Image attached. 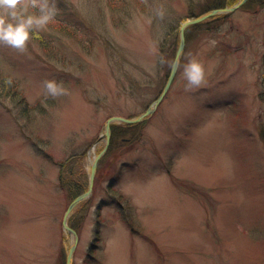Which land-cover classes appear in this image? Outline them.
Masks as SVG:
<instances>
[{
    "label": "rangeland",
    "instance_id": "obj_1",
    "mask_svg": "<svg viewBox=\"0 0 264 264\" xmlns=\"http://www.w3.org/2000/svg\"><path fill=\"white\" fill-rule=\"evenodd\" d=\"M64 1L70 26L56 20L24 54L0 46V264H66L63 216L74 199L62 164L89 187L106 121L157 100L182 25L217 2ZM245 5L186 31L157 112L98 162L93 194L69 221L74 264H264V6ZM190 57L211 71L186 92ZM49 79L69 95L46 98Z\"/></svg>",
    "mask_w": 264,
    "mask_h": 264
},
{
    "label": "clouds",
    "instance_id": "obj_2",
    "mask_svg": "<svg viewBox=\"0 0 264 264\" xmlns=\"http://www.w3.org/2000/svg\"><path fill=\"white\" fill-rule=\"evenodd\" d=\"M148 3V0H144ZM59 9L55 0H0V46L15 50L20 54L27 52L29 44L34 39H40L41 33L46 31L49 25L56 21ZM154 16L163 21L166 12L163 7L154 9ZM173 72L180 69L178 61L167 62ZM211 68L195 57H190L182 66V76L185 83V91L193 92L204 86L206 76ZM43 92L46 98L58 99L69 95V90L63 81L49 79L42 82Z\"/></svg>",
    "mask_w": 264,
    "mask_h": 264
},
{
    "label": "water",
    "instance_id": "obj_3",
    "mask_svg": "<svg viewBox=\"0 0 264 264\" xmlns=\"http://www.w3.org/2000/svg\"><path fill=\"white\" fill-rule=\"evenodd\" d=\"M248 0H241L240 2H238L237 4L233 5V6H228V7H224V8H216L213 9L211 11L208 10V12L195 17L193 19L188 20L187 22H185L181 29H180V35H179V48L175 57L174 61H178L179 64L181 63L182 57H183V52L185 50V46H186V31L191 27V26H195L205 22L206 20H209L211 18H214L216 16H220V15H227L230 13H234L235 11H237L238 9L242 8ZM177 71L173 72L171 71L169 74V78L167 81V84L165 86V88L163 89V91L161 92L160 96L157 98V100L142 114H140V116H137L135 118H124V117H111L109 118L106 123H105V139H106V145L103 149V151H101V153L97 156H95L93 162H91V169H90V174H89V187L88 190L83 193L80 194L79 196H77L70 204V206L68 207L64 220H63V227L66 234L68 236L71 237L72 241H71V245L68 248L67 251V255H66V264H74V258H75V252L77 249V246L79 244V235L77 233V231H75L69 224V221L71 219V216L75 213L76 209L79 207V205H81L83 202L87 201L93 194L94 191V186H95V179H96V174H97V170H98V165L100 163V160L104 157V155L107 153L106 151H108L109 146H110V140L112 138V128L114 125L116 124H125V125H135V124H139V123H143L146 120H148L151 116H153L155 114V112L157 111V109L159 108V106L161 105V103L163 102L165 95H167L170 87L172 86L171 84H173V81L177 75ZM99 162V163H98Z\"/></svg>",
    "mask_w": 264,
    "mask_h": 264
},
{
    "label": "trees",
    "instance_id": "obj_4",
    "mask_svg": "<svg viewBox=\"0 0 264 264\" xmlns=\"http://www.w3.org/2000/svg\"><path fill=\"white\" fill-rule=\"evenodd\" d=\"M217 3V4H216ZM233 0H217V2H215V4L211 7H208L207 9H205L204 13L207 12L208 10H212V9H216V8H224L226 6H230L231 4H233ZM58 9H59V14L56 17V20L61 21L62 25H64V27L70 26L69 24V16H71V12L69 11L67 5H69V2H65L64 0H58V3H56ZM255 6H260L263 7L264 6V0H249L248 3L245 5V7L247 8H254ZM203 14V13H202ZM218 19V17L213 18ZM204 24V23H203ZM8 88H10V92L11 94H13L15 97L16 96H20L18 93V86L16 83L11 81H7L6 85ZM31 110L29 107H25L23 108V110L21 111V115H23V113L26 115L28 113H30ZM136 127L135 125H114L112 130L113 136H112V143L111 146L109 148V150L113 147L114 143L116 142V140H120V138L125 137L124 133L127 132L130 128H134ZM124 131V133H123ZM73 160V159H72ZM68 163H70V161L68 160ZM68 163L62 164L61 168H62V174L61 175V183L63 185V189H68V191L70 192V196L73 199H75L77 196H79L81 193H83L84 190L87 189L88 187V180L83 176V174L79 173V178L77 180H75V182L71 181V175L73 174V170L70 169V167L72 168V166ZM71 170V172H70ZM69 175V176H68Z\"/></svg>",
    "mask_w": 264,
    "mask_h": 264
},
{
    "label": "bare ground",
    "instance_id": "obj_5",
    "mask_svg": "<svg viewBox=\"0 0 264 264\" xmlns=\"http://www.w3.org/2000/svg\"><path fill=\"white\" fill-rule=\"evenodd\" d=\"M226 7H228V6H226ZM161 104H162V103H161ZM159 107H160V106H159ZM158 109H159V108H158ZM158 109H157V110H158ZM156 112H157V111H156Z\"/></svg>",
    "mask_w": 264,
    "mask_h": 264
}]
</instances>
